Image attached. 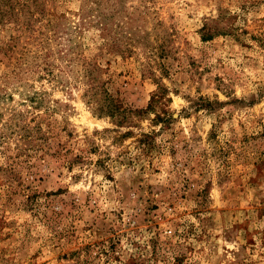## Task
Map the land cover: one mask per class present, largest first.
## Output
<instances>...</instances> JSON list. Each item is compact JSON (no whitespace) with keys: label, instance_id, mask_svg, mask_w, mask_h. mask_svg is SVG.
Returning <instances> with one entry per match:
<instances>
[{"label":"rangeland","instance_id":"374dc122","mask_svg":"<svg viewBox=\"0 0 264 264\" xmlns=\"http://www.w3.org/2000/svg\"><path fill=\"white\" fill-rule=\"evenodd\" d=\"M0 8V264H264V0Z\"/></svg>","mask_w":264,"mask_h":264},{"label":"trees","instance_id":"16d2710c","mask_svg":"<svg viewBox=\"0 0 264 264\" xmlns=\"http://www.w3.org/2000/svg\"><path fill=\"white\" fill-rule=\"evenodd\" d=\"M6 11L0 8V21L6 15ZM83 78H85L87 84L89 85L86 91V96L88 97V102L95 106V110L98 111L99 115H104L113 120V122L122 126V124L127 119V109L121 104L118 98H114L109 95L106 89L103 87V83L98 80L99 67L89 62L83 63ZM165 89L158 91L154 94L145 109L130 111L131 114L139 116L143 113H149L156 111L157 105L164 98ZM155 117L159 119L160 114H156Z\"/></svg>","mask_w":264,"mask_h":264}]
</instances>
